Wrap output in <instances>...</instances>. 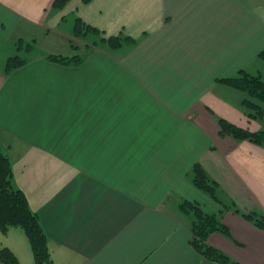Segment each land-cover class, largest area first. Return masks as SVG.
I'll list each match as a JSON object with an SVG mask.
<instances>
[{"label": "crops", "instance_id": "0c3cea01", "mask_svg": "<svg viewBox=\"0 0 264 264\" xmlns=\"http://www.w3.org/2000/svg\"><path fill=\"white\" fill-rule=\"evenodd\" d=\"M54 2L0 0V146L53 264H224L193 246L186 201L227 227L210 245L264 264V144L221 136L218 122L264 128L247 115L248 93L220 81L263 75L264 0ZM78 18L99 41L75 34ZM110 36L122 45L110 49ZM18 40L34 48L10 70ZM196 163L217 198L194 184ZM4 235L19 264H32L25 230Z\"/></svg>", "mask_w": 264, "mask_h": 264}, {"label": "trees", "instance_id": "16d2710c", "mask_svg": "<svg viewBox=\"0 0 264 264\" xmlns=\"http://www.w3.org/2000/svg\"><path fill=\"white\" fill-rule=\"evenodd\" d=\"M69 1L55 0L54 7L63 8ZM83 29L88 31H84ZM91 31L101 34L97 28L91 25H85L80 18L76 19L75 34L77 36L91 33ZM102 40L106 41L112 47H118L122 45L124 39L117 36H110L108 38H102ZM22 47L23 42L20 43L19 50ZM33 48L34 46L32 44L27 45V51L31 52ZM260 56L264 59V51L260 53ZM48 59L62 64H77L82 61V58L78 55L70 58L58 54H51L48 56ZM26 62V58L18 54L9 57L7 67L11 70L24 65ZM220 81L247 92L248 97L243 102L247 115L250 118L259 119L264 123V79L261 75L242 70L237 76L223 78ZM218 122L221 136H231L238 141L247 140L256 144H264V128L259 131H251L222 117L218 119ZM193 173L194 184L199 189L216 197V185L210 180L203 166L196 163L193 168ZM12 179L13 167L11 159L0 146V231L6 234L11 227H22L30 239L34 252V261L32 264H53L48 236L44 231L39 216L31 209L26 192L14 186ZM182 208L194 216L191 239L193 246L209 260L224 264H238L222 250L208 243V236L212 232L219 230L226 231L227 229L223 222L220 221L218 214L207 213L200 204L191 201L184 202ZM257 222L260 225L264 224V219L258 218ZM0 264H19V259L9 247L0 246Z\"/></svg>", "mask_w": 264, "mask_h": 264}, {"label": "rangeland", "instance_id": "374dc122", "mask_svg": "<svg viewBox=\"0 0 264 264\" xmlns=\"http://www.w3.org/2000/svg\"><path fill=\"white\" fill-rule=\"evenodd\" d=\"M69 19L66 21V23H67V26L65 27V29L67 28H69V27H73V25H74V16H69L68 17ZM69 23V24H68ZM71 23V24H70ZM84 31L86 30V29H83ZM86 31H88V30H86ZM96 34H98L99 35V33H95V32H92L91 31V33H89L86 37H85V39H81V40H84V41H88V42H94V41H99V37L100 36H96ZM84 35V34H83ZM102 40V39H101ZM22 41H20V40H18V43H19V46H20V43H21ZM104 42V41H103ZM1 44V43H0ZM73 45V44H72ZM118 47H120V46H118ZM118 47H112V46H110V49H116V48H118ZM5 48V47H4ZM5 49H7V48H5ZM4 51V49L1 47V45H0V57H2V54L4 53L3 52ZM36 51H38V53L39 54H42V52H43V50H38V48L36 49ZM35 52V51H34ZM20 55V56H22L23 58H29L30 57V54H29V52L27 51V42H25V43H23V47H22V49L20 50V52H18V53H16V54H14L13 56H15V55ZM32 54H34V53H32ZM3 57H4V54H3ZM263 79H264V72H263V75L261 76ZM17 185V184H16ZM16 185H14V186H16ZM19 230H21L20 228H19ZM6 241V237H5V235H4V233H2L1 231H0V246H5V244H3V243H6L5 242Z\"/></svg>", "mask_w": 264, "mask_h": 264}]
</instances>
